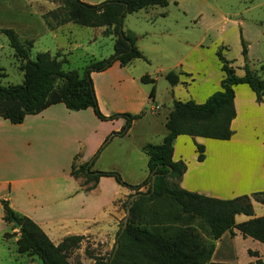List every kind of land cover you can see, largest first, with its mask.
Returning <instances> with one entry per match:
<instances>
[{
    "label": "crops",
    "instance_id": "obj_1",
    "mask_svg": "<svg viewBox=\"0 0 264 264\" xmlns=\"http://www.w3.org/2000/svg\"><path fill=\"white\" fill-rule=\"evenodd\" d=\"M83 1L96 3L101 0ZM168 1L163 6L171 4L179 8L184 17L185 27L189 15L197 22H203L205 19L206 15L202 8L189 14L187 5L189 0ZM56 5L57 3L52 0H0V29L10 27L20 38H31L33 40L31 47L36 44L39 46L34 56L38 51L48 50L58 58L64 57L66 63L67 55L72 52L74 45L69 46L72 42L63 29L72 21L50 28L42 17L43 11ZM156 5L158 4L135 10L143 11L141 17L143 23H152L157 16L168 15L167 9H157ZM215 15V11H211L209 17L212 20L209 23L223 24L224 21L231 19L226 11H220L219 22L215 21L217 17ZM233 21L238 34L240 58H231L225 55V51L223 52L231 60L236 73L241 75L244 69L240 33L246 40L249 60H254L257 64L261 60V54L258 50L251 53L250 38L261 43L263 29L259 24L245 23L243 18L236 17ZM91 27H96L97 34L89 37L88 41L103 36L104 26ZM123 28L131 29L136 34L135 43L143 56L134 57L125 65L116 60L103 70L91 71V77L99 108L104 114L122 111L141 112L139 117L132 120L126 133L122 135L114 133L125 122L122 116L101 119L91 107L70 109L63 102L51 103L39 112L26 114L18 123H12L0 116V198L7 197L14 210L32 218L54 243L71 234L86 237L91 235L93 239L111 235L116 228L121 198L130 191L128 187L118 183L114 176L107 174L100 175L92 189L83 190L79 180L70 174L71 162L77 152L81 160H87L105 141L93 168L123 171V162L127 160L124 157L131 151L141 164L146 166L147 176L148 156L142 145L162 140L166 132L165 118L171 109L172 98L182 100L191 98L196 102H202L209 94L220 88L223 70L217 57V72L216 68L214 72V68L210 64L208 66L203 59L198 63H189L186 58L178 59L175 68L179 71V81L173 85L164 76L167 70L159 68L161 76L163 75L168 82L167 90L171 105L162 113L163 116H158L157 109L161 105L157 99V90L155 89L151 100L149 90L152 83L147 86L140 80L141 75L148 74L155 78L156 85L158 75L153 76L144 69L138 71L136 68L133 69L135 64L140 65L137 61H151L148 51L145 50L146 44L142 42L149 30L124 25ZM0 34L3 33L0 31ZM59 34L65 41L59 40ZM107 36L111 37L113 43V36L111 34ZM150 43L155 45L154 37ZM204 44L202 38L195 43L196 46ZM29 55L34 57L30 53ZM90 58L96 57L91 54L87 62ZM251 66L257 68L254 63ZM233 87L236 115L231 120L233 133L229 138L179 133L174 139L172 158L185 162L186 168L179 183L188 190L228 198L264 189V96L262 101L257 102L254 91L244 82ZM157 123L161 124L162 129L159 131L158 139L151 140L148 132ZM137 125L141 128L139 133L133 132ZM127 138H130V141H125ZM195 142L202 143L205 147L202 160L196 157ZM252 205L254 216L264 214V203L252 199ZM2 214L0 201V238L3 240L13 238L17 250L18 229L16 232L13 231L14 227L3 219ZM251 216L240 212L234 217L236 222H241ZM233 231L234 233H230L226 230L214 240L212 260L253 264L259 257L264 261V242L250 235H243L236 227H233ZM234 242L239 244L240 249H236ZM9 254L7 257L11 264L13 261L16 264L17 258L23 257L21 255L28 259L25 264H43L36 254L19 251Z\"/></svg>",
    "mask_w": 264,
    "mask_h": 264
},
{
    "label": "trees",
    "instance_id": "obj_2",
    "mask_svg": "<svg viewBox=\"0 0 264 264\" xmlns=\"http://www.w3.org/2000/svg\"><path fill=\"white\" fill-rule=\"evenodd\" d=\"M57 1L54 8L42 12V17L50 28L72 21L86 26H104L102 34L113 36V51L108 56L90 58L81 73L76 68H64V57L58 58L48 50L38 51L30 57L31 38H20L10 27L1 28L14 52L22 60L23 79L18 83H0V116L12 123L21 122L26 114L36 113L47 105L63 102L70 109L91 107L101 119H113L119 116L125 122L117 134H124L134 118L141 112H113L104 114L99 108L95 94L91 71L103 70L118 61L127 64L134 57L143 56L137 47L136 34L123 28V19L132 12L150 5H166L168 0H101L90 3L83 0ZM243 74H237L222 49L215 50L220 61L223 76L220 88L209 94L202 102L194 99L172 98V106L165 118L166 132L158 143L146 142L142 149L146 152L147 176L139 183H129L116 169H97L93 164L103 141L92 156L81 160L77 152L73 156L70 174L79 180L83 190L92 189L100 175H112L116 181L132 192L134 199L122 202L129 209L126 225L116 231L112 248L106 257L87 252L93 261L91 264H252L251 262L214 261L211 254L214 240L226 230L234 233L233 227L243 235H250L264 242V214L254 216L252 199L264 203V189L242 193L233 197L221 198L188 190L182 187L179 179L186 168L182 159H173V142L177 134L202 135L220 139L229 138L233 129L231 120L236 115L234 105V87L237 83H247L254 91L255 100L260 102L264 96V76L257 73L247 55V43L240 33ZM263 68L262 65L259 66ZM0 67V75H1ZM179 71L169 69L164 76L171 85L179 81ZM59 82L56 83V79ZM142 82H151L149 97H154L155 78L148 74L140 76ZM173 93L172 90H170ZM197 159L204 158V145L195 142ZM155 174L153 187L151 176ZM5 221L15 227L19 223V236L16 239L17 250L36 254L43 264H68L67 251L77 247L83 235H66L54 243L46 232L29 216L18 213L8 202L7 197L0 198ZM252 215L247 220L236 222V213ZM184 213L199 219L204 227L206 238L194 225L180 224ZM120 232V233H119ZM6 235V232L4 233ZM115 242H118L115 248ZM253 264H264L257 257Z\"/></svg>",
    "mask_w": 264,
    "mask_h": 264
},
{
    "label": "rangeland",
    "instance_id": "obj_3",
    "mask_svg": "<svg viewBox=\"0 0 264 264\" xmlns=\"http://www.w3.org/2000/svg\"><path fill=\"white\" fill-rule=\"evenodd\" d=\"M57 3V1H55ZM189 14L202 8L205 12V19L203 22H197L190 15L186 20V27L183 24L184 17H182L181 10L174 5L161 6L156 5L157 9H167V16H157L152 23H143L141 20L143 11L127 12L123 19V25L125 27L142 29L143 27L149 31L144 35L142 42L146 44L145 50L148 51L151 61H137L140 65H134L138 70L147 71L153 76L158 75L155 89L157 90V99L160 103L158 108V116H163V112L171 105L169 103V93L167 90L168 82L161 76L159 68L164 70H175L176 61L181 58H186L189 63H198L203 59L214 68L217 66L215 50L218 48L225 51L227 56L231 58H240V51L238 49V34H236L235 25L233 19L243 18L245 23L249 25L259 24L263 29L262 40L256 42L251 39V53L258 52L261 54V60L256 62L249 60L250 64L254 63L258 68L257 73L264 76V0H189L187 2ZM211 11H215V21L220 19V11H226L227 15L231 17L224 23L212 24L211 17H209ZM233 18V19H232ZM221 21V19H220ZM148 26H143V25ZM142 25V26H141ZM64 33L69 37L70 45H74L72 52L67 55L68 62L63 63L64 68H76L81 73L83 66L87 63L88 57L93 54L96 58L108 56L113 51L112 40L110 36L103 34V36L96 38L94 41H88L89 37L97 34L96 27L84 26L77 23L69 22L64 27ZM151 31V33H149ZM65 34V35H66ZM149 34V35H148ZM148 35V37H147ZM155 39V45L150 43V40ZM59 40H64V37L59 34ZM202 38L205 44L202 46H196L195 43L198 39ZM66 39V37H65ZM48 41V40H47ZM68 41V40H67ZM77 43V44H76ZM40 45V44H38ZM37 44L31 47L30 54L34 56L37 49ZM224 53V52H223ZM23 60L16 55L13 47L9 44L5 34H0V83L10 84L18 83L23 79V70L21 68ZM260 65L263 66L260 69ZM163 71V70H161ZM59 79H56V83ZM145 85L150 86V82L144 81ZM140 126L137 125L133 132L139 133ZM162 129L160 123L156 126H152L148 132L151 140H157L159 131ZM133 137V136H132ZM132 139V138H131ZM125 141H130V138ZM124 141V142H125ZM189 153V152H188ZM127 160L123 162V171L118 170L123 179L129 183H139L146 177V166L141 164L135 155L130 151L126 153ZM132 192L131 190L129 193ZM129 193L125 194L121 198L119 203V214L116 216V228L111 235L106 237L102 236L97 239H93L91 235L88 237L83 235V238L79 242L77 247L69 248L67 251L68 264H90L93 259L87 252L94 255L106 257L112 248L116 231L118 230L120 223L124 220L126 215L125 206L122 205L127 199H130ZM180 224L194 225L196 230L200 232L202 236L206 238L204 233V227L199 219L191 218L189 213H184V220L179 222ZM12 227V226H11ZM16 226L14 230H17ZM16 232V231H15ZM208 240V238H206ZM58 244V243H56ZM236 249H240L239 244L234 242ZM239 247V248H238ZM9 252H18L16 250L15 241L13 238H7L3 240L0 238V264H11V260H8ZM18 257L16 264H25L28 262L27 257ZM15 261H13L14 264Z\"/></svg>",
    "mask_w": 264,
    "mask_h": 264
},
{
    "label": "water",
    "instance_id": "obj_4",
    "mask_svg": "<svg viewBox=\"0 0 264 264\" xmlns=\"http://www.w3.org/2000/svg\"><path fill=\"white\" fill-rule=\"evenodd\" d=\"M154 177H155V174H152V176H151L152 187H153V183H154ZM136 195H137V193H132L131 196H130V199H134V197ZM128 214H129V209L127 208L126 209V215L124 216V220H123V223H122L121 228H120V232L123 230V228L126 225V218H127ZM14 224H15L16 228H19V223L17 221H14ZM117 245H118V242H115V248L117 247Z\"/></svg>",
    "mask_w": 264,
    "mask_h": 264
}]
</instances>
